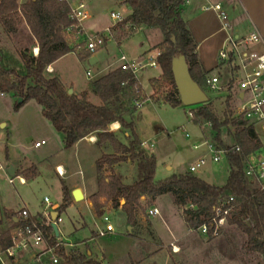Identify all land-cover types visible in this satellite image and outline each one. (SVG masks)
I'll use <instances>...</instances> for the list:
<instances>
[{"label":"trees","instance_id":"1","mask_svg":"<svg viewBox=\"0 0 264 264\" xmlns=\"http://www.w3.org/2000/svg\"><path fill=\"white\" fill-rule=\"evenodd\" d=\"M187 1L124 0L131 12L118 24L122 33L128 28L151 27L161 30L163 40L156 48L161 51L158 61L162 77L153 81V85L155 89L161 88L164 83L172 86L164 101L173 107L183 104L172 71L175 57L184 55L192 78L204 91L208 86V73L198 61L197 43L182 16ZM23 21L37 40L39 53L34 55L25 48L15 56L0 48V91L16 98L15 110L35 100L42 107L43 116L64 135L65 148H71L89 135L97 137L98 146L109 144L113 148V153H103L96 162L99 189L91 196V201L97 215L103 214L102 197L112 200L114 207H119L120 199H124L122 208L128 222L134 224L137 212L142 208L143 196L148 198L151 205L159 196L169 195L173 203L183 209L184 219L190 228L199 229L207 224L209 237H212L215 209L222 205L231 208L227 224L237 226L246 235V250L264 255V192L253 187L244 172L245 160L260 148L251 126L241 118H231V115L223 119L218 117L210 100L198 105L192 111L194 122L200 125L210 123L215 132L213 142L219 147L232 148L227 155L230 170L226 183L222 186L212 184L190 172L158 180L156 156L146 151L135 132L133 115L139 108L136 103L144 100L141 86L133 74L117 67L92 79L89 88L82 93L70 94L63 81L51 76L47 69L61 57L75 52L65 37L66 28L73 23L68 3L65 0H26L21 4L18 0L1 1L0 23L5 28L15 30V26ZM78 57L86 60L91 53L87 50L86 53H78ZM91 94L96 95L101 103H94L90 99ZM18 98H22V101L18 102ZM115 122L120 123L117 132L110 128ZM231 125L236 128L233 144H238L240 151L221 138L223 128ZM123 162L131 163L136 168L137 178L131 184L124 183L121 176L114 172V166ZM232 197L233 202L228 204ZM70 200L71 194L63 185V201L57 212H64ZM13 216L12 211L5 210L7 220L11 221ZM30 221L42 224L50 243H55L57 235L52 226L46 225L42 215L31 217ZM10 245L11 230L0 232V249ZM58 254L61 256L59 264H101L90 250L81 252L73 249L66 252L64 247H59Z\"/></svg>","mask_w":264,"mask_h":264},{"label":"rangeland","instance_id":"2","mask_svg":"<svg viewBox=\"0 0 264 264\" xmlns=\"http://www.w3.org/2000/svg\"><path fill=\"white\" fill-rule=\"evenodd\" d=\"M103 8L94 17L96 27L90 32L104 31L106 27L112 26L115 22L111 18L112 10L119 11L122 15L127 13L120 7V4L114 2ZM14 29L5 28L0 23V48L15 56H18L19 51L25 48L34 54V48H39V46L27 23L23 21L17 24ZM113 29L114 41L106 40L104 42L99 49L102 52L99 53L100 63L93 66L87 61L81 62L77 55L87 52L83 37H69L65 33L68 43L75 52L58 59L55 74L71 87L81 90L92 79L116 69L117 59L121 53H126L131 57L136 56L149 44H156L163 39L159 28L144 27L141 30L136 28L127 30L125 33H122L118 25ZM130 36L132 37L126 40ZM142 43L146 46L142 47ZM154 48L156 47L154 46ZM88 69L91 71V77L87 75ZM140 75L146 77L151 84L152 81L162 77V69L161 67L159 69L146 68L140 72ZM138 83L142 89L143 100L149 102L144 103L134 114V127L137 130L136 134L147 142L145 145L147 152L156 156V179L162 180L175 173L190 172L191 165L207 152L205 147L196 149L194 144L203 142L204 137H207L211 142L215 139V132L212 128L205 124H196L190 114L200 104L192 106L182 104L173 107L164 101L166 94L172 90L171 85L164 83L161 88L154 89V85L151 87L148 84L150 92L145 90V93L149 94L147 95L143 91L141 79ZM205 89L218 117L222 119L228 115H231V118L236 117L237 99L234 91L228 87L212 90L206 86ZM157 99L164 102L152 103ZM15 103L16 98L12 95H0V161L4 167L13 165L17 168L25 161L38 162L41 164V174L28 184L21 185L18 180L11 184L7 172L0 171V208L3 225H6L7 220L5 217L6 207L17 210L26 205L31 211H39L43 214L45 196H48L52 203H62L63 181L57 175L54 167L59 159L65 161L69 174H72L67 179L69 186L81 180L82 175L79 170H82L83 176L90 185L96 184L95 148L86 143H82L77 150L65 148L62 133L42 116L41 106L35 100H30L21 106L22 109L19 113L14 109ZM186 133L190 136L187 137ZM235 133L234 126L224 127L221 138L225 142L233 144L235 143ZM42 139H47L48 143L37 148L35 143ZM124 142L127 141L124 139ZM229 170L227 158L223 157L219 163H214L209 159L207 165L193 174L204 177L205 172L209 171L211 177L205 179L212 184L222 186L227 181ZM170 198L167 196L159 202L161 216L151 218V228L150 225L142 231L136 228L135 233L137 232L139 237L130 235L129 227L124 225L120 213H111L108 215L109 223L113 225L115 232L106 236H98L96 241L89 242L90 246L79 240L90 237L93 228L106 227L107 222L103 219L104 214L100 216V219H94L85 205L79 207L71 205L62 212L63 223L60 226L62 235L59 238L61 240H76L74 249L81 252L92 250L102 260L101 264H264V255L246 250L247 237L235 225L226 223L219 233L214 237H209L211 239L208 241L203 232L196 229L194 234L179 242L176 237L180 235L179 233H185L187 227L178 207L170 202ZM100 203L102 207L105 206L102 199H100ZM79 208L87 226L76 231L74 223L77 224L76 220L81 212L78 210ZM146 239L151 240L152 244H142ZM162 241L165 247L162 250L157 249ZM170 242L183 245L182 251L176 254L173 245H169ZM139 246L144 247L146 258H140ZM151 251L152 254H148Z\"/></svg>","mask_w":264,"mask_h":264},{"label":"built area","instance_id":"3","mask_svg":"<svg viewBox=\"0 0 264 264\" xmlns=\"http://www.w3.org/2000/svg\"><path fill=\"white\" fill-rule=\"evenodd\" d=\"M24 1L26 0H18L19 4ZM65 1L69 5V16L73 21L66 28L65 33L69 37H83L85 47L90 51L91 56L97 54L106 40L114 39L113 28L126 18L121 12L113 11L111 18L115 22L112 26L106 27L104 31L90 32L86 27V22L91 18L89 0ZM210 8L218 11L223 28L230 30L232 27L231 22L227 13L222 9L221 4H215L206 9ZM261 43L264 45V40L256 31L243 36L235 35L234 33L228 34L219 50L218 60L220 65L231 67L230 76L224 82L218 75L207 77V85L212 90H221L223 87H228L234 91L237 99L236 117L241 118L248 126L254 129L260 143V148L245 160V176L253 187L264 192V50L253 48L254 45ZM38 53L39 48L35 47L34 55H38ZM160 55L161 51L157 49L148 55L145 60L135 61L131 60L127 54L121 53L118 58L119 67L132 73L139 81L142 70L148 67H160L158 61ZM87 75L91 77V71H88ZM0 95L4 96L5 94L0 91ZM136 104L140 106L141 102ZM190 114L193 117L192 111ZM205 125L212 126L210 123ZM186 136L189 137L190 135L186 133ZM45 143V140H41L36 145L39 146ZM232 145H235V148L240 151L238 144ZM194 147L196 149L205 147L207 152L191 165L190 173H194L207 165L209 159L214 163H219L223 157L227 158L228 153L232 150V148L217 146L213 141L208 140L207 137H204L203 142L194 144ZM7 168L0 161V171L5 170L7 172L8 180L11 184H14L16 180L20 184L26 183V179L21 175H9ZM57 171L60 175L64 174L59 168H57ZM233 200V197L230 198L228 204L233 202ZM58 208L59 205L52 203L48 196L44 197L42 216L46 219V225L53 227V224H55L59 230V235L54 244H51L49 238L45 235L42 224L30 221V213L27 208H22L18 214H15L12 219L15 227L11 229V245L5 249H0V264H59L61 256L58 254V248L65 247L67 242L59 238L62 235L60 226L63 223V218L62 214L57 212ZM230 210V207L224 208L222 205L216 207L215 216L212 220V225L214 226L212 237L216 236L227 223V216ZM53 212L58 213L56 219H52ZM149 214H160V210L158 207H152L149 209ZM103 219L107 222V225L105 228H97L98 236H106L114 230L113 225L109 223V216L103 215ZM199 229L204 235L209 237L207 224H203ZM173 249L176 251L177 248L173 245Z\"/></svg>","mask_w":264,"mask_h":264},{"label":"crops","instance_id":"4","mask_svg":"<svg viewBox=\"0 0 264 264\" xmlns=\"http://www.w3.org/2000/svg\"><path fill=\"white\" fill-rule=\"evenodd\" d=\"M123 1L124 0H89L91 18L86 22L87 29L89 31H92L96 27V23H95L96 21L93 20L94 17L98 14V12H100L104 9L103 7H105L107 4L112 3V2L120 4V7L127 11V13L124 15L125 17H127L130 14L131 9L126 4H124ZM215 4H221L222 9L227 13L229 20L231 22V26H232L230 30H226L223 28V23H222L221 18L219 17L218 11L214 10L213 8L206 9L207 7L214 6ZM113 11H115V10H112L111 13ZM182 16L187 21L188 26H189V28L193 34V37L197 43V55H198V61H199L201 68L205 72L208 73L207 74L208 77L218 75L220 77V79L223 80V82L225 80H227V78H229L231 67L227 66V65H220L219 64L218 53H219V50L221 49V47L223 46L225 39L228 36V34L234 33L235 35L243 36V35H247V34L253 32V31H256L262 36V39L264 40V0H188L187 3L185 4V6L183 7ZM141 29L142 28H140V30ZM132 36L126 38V40L130 39ZM162 40H160L156 44H149V46H147V48H144V50L136 56L131 57L128 54H127V56L131 60L143 61L146 59V57L148 55L152 54L155 50H157L156 48L153 49V47L154 46L156 47V45H158L160 42H162ZM112 41H114V40L112 39ZM141 45H142V47L144 45L146 46V44H144V43H142ZM253 48L256 50H264V45L262 43L257 44V45H254ZM99 53H102V52L98 51L96 54V56L99 59L98 63H100ZM103 56H104V53H103ZM79 60L81 62H84V61L89 62V59H86V60L79 59ZM57 61H59V60H57ZM57 61L52 63L48 67L49 68L48 72L51 76L59 77L57 74H55L57 72V68H56ZM117 63H118L117 67H119L118 59H117ZM148 68H150V67H148ZM159 68L160 67L155 68V69H159ZM150 69H154V68H150ZM88 71H90V69H88L87 72ZM101 75H103V74H101ZM101 75H99V76H101ZM60 79L62 80V78H60ZM140 79H141V83L143 85V89H144L143 91L145 93V90L150 89V88H148L147 85L149 84V86L152 87L153 81L150 84V81L146 77L141 76V75H140ZM63 83L68 87V89H70V88L73 89V92H75L77 94H80L89 88V84H88L87 86H85V88H82L81 90H76L74 87H71L70 84H68L64 81H63ZM152 90H153V88H152ZM149 92H150V90H149ZM152 92L154 93L155 91L153 90ZM145 94L149 95L147 92ZM6 95H8V94H6ZM97 98L98 97L96 95L91 94L90 99L94 103L100 104L101 101L99 98L98 99ZM96 99H97V101H96ZM146 102H149V101H146ZM146 102L145 101L143 103L141 102V105L139 106V108L142 107V105ZM162 102H164V101H161L158 99L155 102L152 101V103H162ZM21 109H22V107H20L17 110V112L19 113L21 111ZM41 114H42V107H41ZM42 116H43V114H42ZM133 117H134V115H133ZM44 118H46V117H44ZM118 124H119V127L117 129L112 128L111 130L117 132L118 129L120 128V123H118ZM111 126H110V128H111ZM135 131H137V130L135 129ZM139 138L142 140L143 147L145 148V145L147 142L145 140L143 141V139L140 137V135H139ZM42 140H45L46 143L37 146L36 145V143L38 142L37 141L35 143V146L37 148H41L43 145H46L48 143L47 139H42ZM62 141L64 144V135L62 137ZM96 141H97V137L95 135H89V136L81 139L80 141H78L74 146H72L70 148V149L74 148L75 150H77V148L82 143H86V144H88V146L95 148V150H96V154H95V171H96L95 172V182H96V184L95 185H90L87 182V179L83 176L82 170H79L80 175H82L81 180L78 182H74L72 186H69V184L67 183V179H69L72 176V174H69V170L66 166L65 161L62 159H59L56 162L54 167H55V171H56L57 175L62 179L63 185H65L68 188V190L71 194V200H70L69 206L74 205V206L79 207L81 205L82 206L85 205L89 209L88 211L90 212L91 216L94 219H100L101 217L99 215H97V213L95 212L94 206H93L92 201H91V196L93 194H95L99 189V187H98V172H97V168H96V162L101 157V155L103 153H113L114 150L109 144H107L103 147H100L96 144ZM40 165H41L40 163H38V162L36 163V162H33L30 160V161H25V162L21 163L19 168L14 166L16 169V173H21L19 175L23 176L26 179V183L21 184V185L28 184L29 182L35 180L41 174ZM57 168H59L61 171H63L64 174L60 175L57 171ZM76 172H78V171H76ZM76 172H75V174H76ZM114 172L119 174L122 178V181L126 184L133 183L135 181V179L137 178L136 168L131 163L123 162L120 164H116L114 166ZM106 173H110V172H106ZM175 174H177V173H175ZM199 177H201L203 179L210 178L211 173L209 171H207V172H205L204 177H202V176H199ZM205 180H207V179H205ZM65 183H67V184H65ZM76 189H80L82 191V194H83V198L79 201L75 200L73 197V191ZM167 196H169V195L159 196L155 200V202L151 205L148 204V198L143 196L141 198L142 208H141V210H139L137 212L136 220H135L134 224H130L128 222L127 214L125 213V211L122 208V206L125 202L124 199H120V206L119 207H114L112 200H109L106 197H102L101 199L105 205L102 207V210H103L104 215H110L111 213H120L122 216V219L124 220V225L129 227L130 235L138 236L137 232L135 233L136 228L141 229L140 231L144 230V228H146V227H149V225L151 228V226H152L151 218L154 216H161V209H160L158 204L162 199L166 198ZM169 198H170V196H169ZM170 200H171L170 202H173L171 198H170ZM43 204H44V199H43ZM54 204L60 206V204H58V203H54ZM150 207H158L160 210V214L150 215L149 214V208ZM177 207L181 213L184 224L187 227V230H185V233L184 232L179 233L180 235L178 237H176L179 242L180 241L182 242V240H184L188 236L194 234L196 229H192L188 226V224L186 223L184 216H183V209L179 206H177ZM22 208L28 209V211L30 213V218L35 217V216L38 217V216L42 215V213H40L39 211H37V212L31 211L26 205L21 207V209ZM21 209L16 210V209L11 208V207H6L5 210L12 211L15 215V214H18ZM78 210H80V208ZM76 223L77 224L74 223V227H75L76 231L87 226V223H86L85 218L82 214V211L79 212V217L77 218ZM14 227H15V223L13 222V220H11V221L6 220V225H3V223H2V225H0V232H3L7 229L11 230ZM184 229H185V227H184ZM198 230L201 231L200 229H198ZM114 232H115V228L113 231H111L108 234H111ZM203 235H204V233H203ZM204 236H206V235H204ZM97 237H98L97 229L93 228L91 230V236L90 237H86L83 240H79V241L85 242V243H87V245H89V242H91L93 240L96 241ZM206 239L208 241L211 238L206 236ZM75 241H71L69 239L68 240L66 239L67 245L64 247L66 252H70L71 250L74 249V246H76V243H74ZM78 244L79 243L77 242V245ZM142 244L149 245L152 243H151V240L146 239ZM171 244L179 249V251L175 252L176 254L180 253L182 251L183 245L177 244V242H170L169 245H171ZM163 247H165V245H164V242L162 241L161 244L157 247V249L160 248L162 250ZM138 250L140 253V258H142V259L146 258L144 247L139 246ZM90 253L92 254V256L95 259L102 262V260H100L98 258V254H94L92 250H90ZM148 254L151 255L152 251L149 252Z\"/></svg>","mask_w":264,"mask_h":264},{"label":"water","instance_id":"5","mask_svg":"<svg viewBox=\"0 0 264 264\" xmlns=\"http://www.w3.org/2000/svg\"><path fill=\"white\" fill-rule=\"evenodd\" d=\"M98 57L96 55L89 58L90 65H96L98 63ZM172 71L175 78V83L179 91L181 101L186 106H192L196 104H202L208 102L209 98L207 93L200 87V85L192 78L189 66L184 55H179L175 57L172 61ZM70 94L73 93V89H69ZM242 97V95H241ZM19 102L22 98H19ZM9 175L14 176L16 174V169L13 165L7 168ZM73 197L75 200H81L83 198L82 191L76 189L73 191ZM58 216L57 212L52 213V219H56ZM2 221V211L0 208V222ZM53 229L56 235H59L58 227L53 224Z\"/></svg>","mask_w":264,"mask_h":264},{"label":"bare ground","instance_id":"6","mask_svg":"<svg viewBox=\"0 0 264 264\" xmlns=\"http://www.w3.org/2000/svg\"><path fill=\"white\" fill-rule=\"evenodd\" d=\"M119 127V124L116 122V123H113L112 124V128L113 129H117ZM61 167V166H60ZM62 168V167H61ZM176 251H179V249L177 248Z\"/></svg>","mask_w":264,"mask_h":264}]
</instances>
